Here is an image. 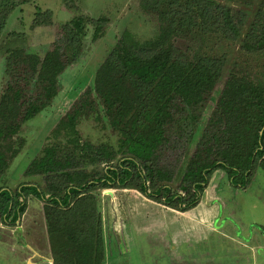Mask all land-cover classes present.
<instances>
[{
  "label": "trees",
  "instance_id": "1",
  "mask_svg": "<svg viewBox=\"0 0 264 264\" xmlns=\"http://www.w3.org/2000/svg\"><path fill=\"white\" fill-rule=\"evenodd\" d=\"M7 6L0 8V35L10 25L13 6ZM142 6L157 18L156 32L139 38L121 31L94 70L92 86L60 116L47 136L51 141L29 164L26 174L41 181L22 182L14 192L0 183L2 225L14 226L8 222L21 217L30 196L41 198L53 264H104L97 190L135 189L185 210L200 200L214 170L224 169L234 184L246 186L255 169L264 168V77L238 62L229 66L236 44L246 56H264V0H142ZM107 22L105 16L72 19L65 25V51L56 45L43 55L9 53L0 98V181L25 143L18 137L23 124L62 92L61 76L80 58L87 25L97 40ZM178 37L197 46L183 50ZM223 77L201 127L202 110ZM90 115L105 117L118 135L116 145L83 138L79 124ZM181 139L185 150L194 145L193 152L177 167L162 162L163 152Z\"/></svg>",
  "mask_w": 264,
  "mask_h": 264
},
{
  "label": "rangeland",
  "instance_id": "2",
  "mask_svg": "<svg viewBox=\"0 0 264 264\" xmlns=\"http://www.w3.org/2000/svg\"><path fill=\"white\" fill-rule=\"evenodd\" d=\"M234 3L242 7L241 1ZM5 5H12L13 10L8 16L9 28L0 35V98L8 81L6 65L10 52L17 49L22 55L24 52L43 55L56 45L65 51L68 37L65 25L72 19L103 16L108 19L103 36L97 40L93 38L94 26L87 25L80 58L61 76L62 92L52 107L44 108L19 130L18 137L25 143L10 157L0 181L14 192L22 182L41 181L38 175L26 174L29 164L51 141L47 136L60 116L64 117L92 86L94 70L121 31L125 28L139 38H148L156 32L158 21L144 9L142 0H0V8ZM175 44L183 50L197 46L196 41L181 37L176 38ZM238 47L236 44L229 49V66L238 62L247 72L264 77V56H246ZM224 80L225 77L217 84L202 110L201 127ZM79 130L84 139L96 144L117 143L118 135L104 116L83 118ZM193 147L185 150V140L181 139L177 147L163 152L162 162L171 167L182 165ZM179 177L180 172L170 183L173 190L178 187ZM95 193L103 219L104 264H264V168L260 166L246 186L234 184L224 169L214 170L200 200L185 210L169 207L135 189L115 187ZM42 214L41 198L30 196L21 217L8 222L14 226L2 225L0 216V264H21L25 261L21 257L46 258L49 249ZM26 242L40 244L39 253H27Z\"/></svg>",
  "mask_w": 264,
  "mask_h": 264
},
{
  "label": "crops",
  "instance_id": "3",
  "mask_svg": "<svg viewBox=\"0 0 264 264\" xmlns=\"http://www.w3.org/2000/svg\"><path fill=\"white\" fill-rule=\"evenodd\" d=\"M26 243H27V245L29 247V250H28L27 253H31L32 254L33 251L39 253L40 244L38 245V243H36V242L33 243V244H30L29 242H26ZM48 249H49V246H48ZM36 250H38V251H36ZM27 253H26V255H27ZM45 256H46V258L44 256H40L41 258L39 257L38 260H35L32 257H29V258L28 257H26V258L21 257L23 260H25L21 264H39V262H46L47 264H53L51 259H50L49 253H48V255H45ZM255 264H257V263H255Z\"/></svg>",
  "mask_w": 264,
  "mask_h": 264
}]
</instances>
